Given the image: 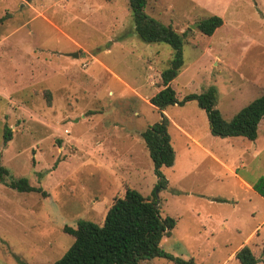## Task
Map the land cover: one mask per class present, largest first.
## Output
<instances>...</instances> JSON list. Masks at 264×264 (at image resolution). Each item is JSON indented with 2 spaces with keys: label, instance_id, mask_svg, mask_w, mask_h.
Returning a JSON list of instances; mask_svg holds the SVG:
<instances>
[{
  "label": "rangeland",
  "instance_id": "1",
  "mask_svg": "<svg viewBox=\"0 0 264 264\" xmlns=\"http://www.w3.org/2000/svg\"><path fill=\"white\" fill-rule=\"evenodd\" d=\"M145 12L182 36L183 66L170 83L178 100L214 87L229 119L264 94V0H148ZM212 15L223 25L207 37L194 26ZM0 19V163L11 180L46 192L0 181V264L54 263L73 242L64 226L101 225L126 188L175 219L166 253L239 264L247 246L264 264V200L242 182L264 178V120L254 141L220 138L194 101L152 107L172 49L136 36L127 0H0ZM161 113L177 125L168 127L175 160L154 190L141 133Z\"/></svg>",
  "mask_w": 264,
  "mask_h": 264
},
{
  "label": "trees",
  "instance_id": "2",
  "mask_svg": "<svg viewBox=\"0 0 264 264\" xmlns=\"http://www.w3.org/2000/svg\"><path fill=\"white\" fill-rule=\"evenodd\" d=\"M127 2L136 36L143 42L164 43L172 49L170 64L160 73L162 89L150 98V105L163 112L168 106L184 105L194 101L206 113L209 131L213 136L243 137L254 141L257 138L258 125L264 120V94L229 119H224L216 107L214 87H209L200 94H187L182 100H178L170 83L183 66L182 36L171 26H165L146 14L148 0ZM222 24L219 16L212 15L201 20L197 30L202 35L211 37ZM169 125L168 118L161 113V120L148 126L141 133L154 166V174L158 179L154 190L165 188L167 181L161 173V168L173 166L175 160L168 134ZM3 132L4 143H7L10 140V130L6 128ZM6 177L9 178L6 186L12 190L46 196L45 191L40 187L31 186L25 178L11 180L10 172L0 163V181ZM252 188L264 199V178L254 182ZM175 224L174 218L161 215L156 199L151 201L138 191L126 188L123 197L113 200L101 225L90 221H78L74 227L64 226L63 232L71 236L73 242L52 264H142L154 258H163L173 264H197L192 258L185 260L161 249V240L170 237ZM234 259L239 264H257V259L247 246L237 250Z\"/></svg>",
  "mask_w": 264,
  "mask_h": 264
},
{
  "label": "crops",
  "instance_id": "3",
  "mask_svg": "<svg viewBox=\"0 0 264 264\" xmlns=\"http://www.w3.org/2000/svg\"><path fill=\"white\" fill-rule=\"evenodd\" d=\"M223 21V20H222ZM223 25V24H222ZM169 122H170V125L171 126H173V124L175 125V126H177L174 122H172V121H170L169 120ZM178 128V127H177ZM189 136V135H188ZM242 182L249 188V192H251L252 194H257V195H259L258 193H256L254 190H253V188H252V184H253V182H247V181H244V180H242ZM260 196V195H259ZM259 198H261V199H263L261 196L259 197ZM264 200V199H263ZM260 229V228H259Z\"/></svg>",
  "mask_w": 264,
  "mask_h": 264
},
{
  "label": "water",
  "instance_id": "4",
  "mask_svg": "<svg viewBox=\"0 0 264 264\" xmlns=\"http://www.w3.org/2000/svg\"><path fill=\"white\" fill-rule=\"evenodd\" d=\"M197 26H198V23H196L194 27H197ZM133 31H135V30L133 29ZM68 56L73 57V58H77L78 54L77 53H71V54H68Z\"/></svg>",
  "mask_w": 264,
  "mask_h": 264
}]
</instances>
